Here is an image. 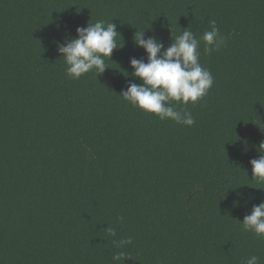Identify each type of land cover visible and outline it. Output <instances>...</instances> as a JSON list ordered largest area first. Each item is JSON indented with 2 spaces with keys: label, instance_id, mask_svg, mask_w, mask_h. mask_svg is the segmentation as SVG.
Masks as SVG:
<instances>
[{
  "label": "trees",
  "instance_id": "trees-1",
  "mask_svg": "<svg viewBox=\"0 0 264 264\" xmlns=\"http://www.w3.org/2000/svg\"><path fill=\"white\" fill-rule=\"evenodd\" d=\"M100 20L123 47L73 80L57 43ZM211 20L225 44L208 54ZM188 27L214 77L197 103L173 102L191 127L119 95L142 83L140 34L167 48ZM262 142L264 0H0V264H264V238L240 224L264 201Z\"/></svg>",
  "mask_w": 264,
  "mask_h": 264
},
{
  "label": "clouds",
  "instance_id": "clouds-1",
  "mask_svg": "<svg viewBox=\"0 0 264 264\" xmlns=\"http://www.w3.org/2000/svg\"><path fill=\"white\" fill-rule=\"evenodd\" d=\"M209 23L210 30L204 32L202 40L204 51L211 54L225 44V38L220 34L215 20ZM117 33L114 23L106 25L100 20L87 27H78L75 38H69L63 44L58 42L57 50L67 64L66 75L73 80L93 71L96 76L102 75L108 69L105 58L111 60L113 51L123 47L116 42ZM200 42L189 27L183 29L182 34L173 39L167 48L153 37L145 39L143 32L135 39V44L145 50L147 62L135 57L130 59V66L134 69L131 75L142 83L130 82L119 95L133 107L154 114L161 121L171 120L183 126H193L195 120L192 114L177 110L173 102L195 104L208 94L214 84L211 72L200 63ZM259 151L264 153V142L259 145ZM250 164L252 179L264 182V154L252 159ZM240 224L245 231L264 238V201L254 205ZM107 232L111 237L117 235L115 228L109 227ZM114 243L123 247L131 244L132 239H121ZM129 258L124 252L112 257L114 262H124ZM245 264H259V257L251 255Z\"/></svg>",
  "mask_w": 264,
  "mask_h": 264
}]
</instances>
